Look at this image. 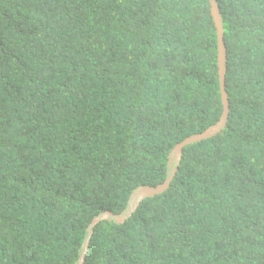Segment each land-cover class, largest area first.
<instances>
[{
  "label": "trees",
  "instance_id": "obj_1",
  "mask_svg": "<svg viewBox=\"0 0 264 264\" xmlns=\"http://www.w3.org/2000/svg\"><path fill=\"white\" fill-rule=\"evenodd\" d=\"M216 3L226 125L82 264H264V0ZM222 113L209 0H0V264H81Z\"/></svg>",
  "mask_w": 264,
  "mask_h": 264
},
{
  "label": "water",
  "instance_id": "obj_2",
  "mask_svg": "<svg viewBox=\"0 0 264 264\" xmlns=\"http://www.w3.org/2000/svg\"><path fill=\"white\" fill-rule=\"evenodd\" d=\"M211 16L214 22V26L217 32V41H218V74H219V82H220V91H221V102L223 107V113L220 117V120L213 126L206 129L204 132L200 134H196L186 138L183 142L176 145L171 154L169 155V163H168V178L165 182L155 188H140L134 194H132L129 208L125 214L122 215H112L109 212H105L102 215L95 218L91 227L88 229V236L83 246V253L81 255V264L83 262L84 256L89 247L90 236L93 233L94 227L101 221L104 220H113L116 223H122L131 212H133L136 207L146 198L152 197L157 194L163 193L165 190L169 188L171 181L173 180L176 172L178 171V166L180 164L183 148L188 145L194 144L196 142L205 140L210 138L220 132V130L226 125L228 114H229V101L228 95L225 89V74H226V46L223 39V25L222 19L220 15V11L216 0H209Z\"/></svg>",
  "mask_w": 264,
  "mask_h": 264
}]
</instances>
